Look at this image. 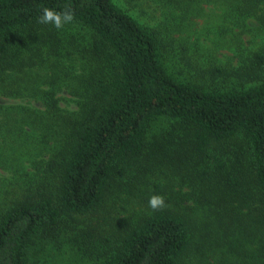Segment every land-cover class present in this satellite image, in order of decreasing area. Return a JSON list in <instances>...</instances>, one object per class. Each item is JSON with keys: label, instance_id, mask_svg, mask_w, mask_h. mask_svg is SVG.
Returning <instances> with one entry per match:
<instances>
[{"label": "trees", "instance_id": "16d2710c", "mask_svg": "<svg viewBox=\"0 0 264 264\" xmlns=\"http://www.w3.org/2000/svg\"><path fill=\"white\" fill-rule=\"evenodd\" d=\"M189 1L191 14L217 4L221 32L264 30V0ZM45 7L73 10L78 30L39 23ZM169 40L114 0H0L6 93L27 97L15 87V68L35 63L25 50L49 62L53 78L48 88L26 82L42 107L8 109L26 133L12 153L26 177L0 203V264H30L43 240L86 264H264V55L238 67L200 63L182 79L164 61ZM74 54L87 71L65 112L56 80L70 74ZM186 181L204 212L183 205L192 197L175 188ZM154 194L164 208L149 207ZM132 200L138 213L123 217Z\"/></svg>", "mask_w": 264, "mask_h": 264}, {"label": "rangeland", "instance_id": "374dc122", "mask_svg": "<svg viewBox=\"0 0 264 264\" xmlns=\"http://www.w3.org/2000/svg\"><path fill=\"white\" fill-rule=\"evenodd\" d=\"M114 2L146 27L154 29L161 33V35H165L172 39L169 40L170 43L165 46L166 52L164 61L166 65L182 79L185 78V76H189L190 70L191 73L196 74L197 71L194 72V70L197 69L200 63L204 67H208L212 64L238 67L250 55L254 56L256 53L264 55V30L254 31L245 27L241 34H236L238 29H235L233 33L221 32L217 26V23L221 22L219 16L221 10L218 8L217 4L206 3L204 4L205 11L191 14L188 12L195 3H191L189 0H181L184 6L183 9L180 8V0L176 2L171 1L172 3H170V0H114ZM212 13L216 15L210 22L215 20L212 26L216 25V27L208 31L205 23L209 22V14ZM176 22L179 25L181 24L180 30H177V27L174 26ZM254 22L257 23V21ZM69 25L71 27H76L75 30H78V26H75L76 24ZM233 40H236V42H233ZM184 46H187L186 50ZM25 53V59L28 58V55H31L29 59L33 57L31 60L35 63L29 65L25 64L24 66H17L15 68L19 79H23V82L16 84L15 87L27 93V97L16 98L6 93L8 89H10L11 83L8 79L5 82L0 79V203L2 205H4L6 201L13 199L19 193L18 191L24 184L23 181L26 177L22 169L21 171H17L13 163L14 156L12 154L15 152L13 148L19 152L20 149L18 148V144H23L26 133H20L17 129L21 126L18 120V118H20L19 114L17 112L10 113L8 109L11 105L18 104L42 107V103L36 101L32 95V89L28 86V89H26V82L33 80L39 88H48L51 86L50 83L53 82L51 69L47 66L49 62L45 64L46 62L42 57H35L31 53H28V50H25ZM197 54L198 57H196ZM73 57L75 58L76 64L71 68L70 74H61L62 78L60 76V79L56 80V84H59L58 88L60 89L57 97L60 98V107L64 109L65 112L75 107V100H77L78 95L73 86L77 83V78L87 71V59L82 58L79 54H74ZM73 57L67 55L66 58H62L64 62H67ZM186 57H191L190 67L188 62H186ZM68 63L69 62H67V64ZM181 68H183L184 71L179 73L178 71ZM11 74L12 70L7 69L6 75L11 76ZM25 129L30 132L35 131L29 126H25ZM36 142L38 144L37 140ZM21 149L24 148L21 147ZM20 159L21 158L18 160ZM19 164L21 163L19 162ZM23 166H25V164H23ZM26 166L31 169L30 164H26ZM162 180L163 182L161 183L164 185L166 181L164 178H162ZM189 184V181L184 182L182 185L177 182L175 190L182 193L188 192L189 197H192V200L183 197V200L186 201L183 205L187 206V210L198 214L204 212L202 208H196L197 206H195V204L197 202H194V200H196L198 194L196 192H191ZM133 201L136 204L130 203L127 205L129 212H120L123 217H134V214L138 213L136 209H140V205L138 201L132 200V202ZM141 204L142 208H144V204L142 202ZM114 207L112 209H114ZM45 243L46 240L41 241L42 245L39 243L32 250L30 264H86L78 261V256L74 251L68 250L60 257L56 255L54 248L51 247L52 245H45Z\"/></svg>", "mask_w": 264, "mask_h": 264}, {"label": "clouds", "instance_id": "9594fccd", "mask_svg": "<svg viewBox=\"0 0 264 264\" xmlns=\"http://www.w3.org/2000/svg\"><path fill=\"white\" fill-rule=\"evenodd\" d=\"M75 13L70 8L63 11H57L54 8L45 7L39 18L41 24H51L56 29H62L65 24L73 22ZM148 205L153 210H159L166 206L165 198L162 195L154 194L149 198Z\"/></svg>", "mask_w": 264, "mask_h": 264}]
</instances>
